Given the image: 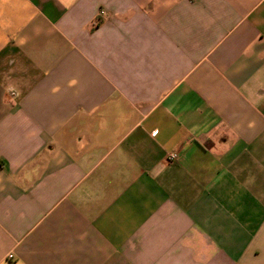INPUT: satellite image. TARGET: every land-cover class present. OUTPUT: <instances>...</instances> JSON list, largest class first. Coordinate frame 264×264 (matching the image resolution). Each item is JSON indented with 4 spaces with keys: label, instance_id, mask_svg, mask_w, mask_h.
<instances>
[{
    "label": "crops",
    "instance_id": "obj_1",
    "mask_svg": "<svg viewBox=\"0 0 264 264\" xmlns=\"http://www.w3.org/2000/svg\"><path fill=\"white\" fill-rule=\"evenodd\" d=\"M0 264H264V0H0Z\"/></svg>",
    "mask_w": 264,
    "mask_h": 264
},
{
    "label": "built area",
    "instance_id": "obj_2",
    "mask_svg": "<svg viewBox=\"0 0 264 264\" xmlns=\"http://www.w3.org/2000/svg\"><path fill=\"white\" fill-rule=\"evenodd\" d=\"M177 153H175V152H172V153H169L168 155H167V159L168 160H174V159H176L177 158ZM9 257H11V255H8Z\"/></svg>",
    "mask_w": 264,
    "mask_h": 264
}]
</instances>
